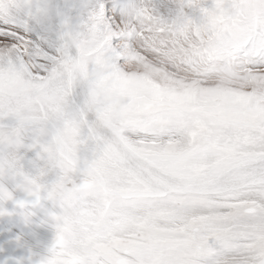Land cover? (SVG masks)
Wrapping results in <instances>:
<instances>
[{"label":"snow or ice","instance_id":"6c2138e0","mask_svg":"<svg viewBox=\"0 0 264 264\" xmlns=\"http://www.w3.org/2000/svg\"><path fill=\"white\" fill-rule=\"evenodd\" d=\"M42 199L36 264H264V0H0V216Z\"/></svg>","mask_w":264,"mask_h":264},{"label":"rangeland","instance_id":"374dc122","mask_svg":"<svg viewBox=\"0 0 264 264\" xmlns=\"http://www.w3.org/2000/svg\"><path fill=\"white\" fill-rule=\"evenodd\" d=\"M55 2L59 3L61 6H63L65 3H69V4L75 3L76 0H55ZM210 3H211V0H209V5H210ZM76 11H77L76 9H72V12L74 15H75ZM34 157H35V151H28L25 155V159L22 161L24 164V170L26 172H29L30 174H33V175H35L37 173V168L34 167V165L32 163V160ZM28 160H30V161H28ZM25 162H27L28 165ZM54 178H55L54 173H49L46 177H44V179L47 181H51ZM4 183L5 184L7 183L6 185L10 189L14 190V197L24 195L25 191L23 192L22 189L15 188V181L14 180H12V179L10 180V178H6V180H4ZM26 194L27 193H25V195ZM9 203L12 204L11 201H7V202H5V204H8V205H4L6 208L10 209V211L8 210V214L6 213V216H4L5 214L0 216V243H1L0 248L1 249L6 248L7 243L4 242V240L8 239V240L12 241V243H9L7 248H12L11 246H14V245L19 246L18 249L21 250L28 257L32 256V255L28 254V252L25 249L26 246L40 247L46 254L49 246L54 241V237H55V227H54L55 222H54L53 218L51 217L50 212L53 210H58V209L55 208L53 202L49 201L47 199H43V203L41 205L34 206L31 209L21 208L20 210H18V208H17V210L13 209V208H15V206H13V205H16L15 203L12 205H10ZM47 207H50V210H47ZM34 209L36 212L35 220L30 221L29 220L30 216L34 215L33 214ZM9 216H10V218H9ZM23 220H26V221H23ZM32 225L36 226V228H37L36 240H34V238L31 237L29 234L27 235V232L31 229ZM8 226L11 227V231L15 233V236L9 235L11 233L8 229ZM6 256H8V255H6ZM22 262L23 261H21V264H24V262L23 263Z\"/></svg>","mask_w":264,"mask_h":264},{"label":"bare ground","instance_id":"6f19581e","mask_svg":"<svg viewBox=\"0 0 264 264\" xmlns=\"http://www.w3.org/2000/svg\"><path fill=\"white\" fill-rule=\"evenodd\" d=\"M28 161H30V160H28ZM26 164H27V162H25ZM28 165V164H27ZM6 180V179H5ZM11 180V179H10ZM9 181V180H8ZM7 184V183H6ZM10 184V183H9ZM11 185V184H10ZM24 192V191H23ZM26 193V192H25ZM24 193V194H25ZM26 195H28V194H26ZM16 198H18V197H15V199ZM9 201H11L12 202V204H14L15 203V200H9ZM43 203V199L41 200V203L40 204H38V205H41ZM10 205H12L11 203H9ZM16 204V203H15ZM4 205H8V204H4ZM13 206H15V208H13V209H16L17 210V208H18V210H20L21 209V207H19L17 204L16 205H13ZM34 206H37V205H27L26 207H24V209H31V208H33ZM5 207V206H4ZM8 207V206H7ZM10 208V207H9ZM8 209V208H7ZM9 211H10V209H8ZM47 210H50V207H47ZM14 211V210H13ZM22 211V210H21ZM16 212V211H15ZM26 212V211H25ZM12 213V212H11ZM8 214V213H7ZM33 216H30V221H34L35 220V216H36V212H35V209L33 210ZM4 216H6V214L4 215ZM8 216V215H7ZM12 216V215H11ZM29 217V216H28ZM9 218H10V216H9ZM12 218V217H11ZM5 219V218H4ZM27 220V219H26ZM26 220H23V221H26ZM5 221V220H4ZM3 221V222H4ZM7 223V222H6ZM9 223V222H8ZM9 225V224H8ZM3 226V225H2ZM8 229H9V231H10V233L11 234H9L10 236H15V233L14 232H12L11 231V227H9L8 226ZM36 231H37V228H36V226H34V225H32V227H31V229L27 232V235L29 234L31 237H33L34 238V240H36ZM14 233V234H13ZM3 240V239H2ZM4 242H6L7 243V246H6V248L5 249H1L0 248V264H2L3 262V264H8L3 258H5V256L6 255H8V256H14L13 257V259H14V261L15 262H17V261H23L24 262V264H30L31 262L29 261V258L30 257H33V258H36V259H40V257L42 256V255H44L45 254V252L40 248V247H37V246H26L25 247V249H26V251L28 252V254L29 255H32V256H26V254H24L21 250H19L18 249V247L19 246H16V245H14V246H11L12 248H7L8 247V244L9 243H12V241H10V240H4ZM53 243V242H52ZM51 243V244H52ZM0 246H1V243H0ZM5 247V246H4ZM5 255V256H4ZM34 255V256H33ZM3 256V257H2ZM7 257V256H6ZM18 258V259H17ZM2 260V261H1ZM22 262V263H23ZM31 264H33V263H31Z\"/></svg>","mask_w":264,"mask_h":264},{"label":"water","instance_id":"95a60500","mask_svg":"<svg viewBox=\"0 0 264 264\" xmlns=\"http://www.w3.org/2000/svg\"><path fill=\"white\" fill-rule=\"evenodd\" d=\"M16 199H25V200H29V201H31V200L34 199V197L29 196V195H25V194H24V195H20V196H18V198H16ZM29 205H31V204H29ZM13 257H14V256H7V257L4 258V260H5L8 264H21V261H17V262H15L14 259H13ZM38 260H39V259L32 258V257L29 258V261H30L31 263H33V264H36V262H37Z\"/></svg>","mask_w":264,"mask_h":264}]
</instances>
